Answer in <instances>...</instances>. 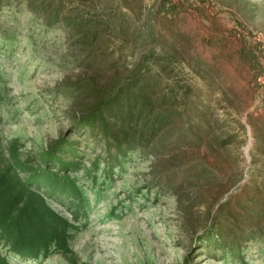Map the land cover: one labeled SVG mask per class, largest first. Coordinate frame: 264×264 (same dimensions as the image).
Instances as JSON below:
<instances>
[{"label":"rangeland","instance_id":"1","mask_svg":"<svg viewBox=\"0 0 264 264\" xmlns=\"http://www.w3.org/2000/svg\"><path fill=\"white\" fill-rule=\"evenodd\" d=\"M137 78L168 123L109 170L99 138L71 126ZM0 96V167L35 165L65 138L83 195L47 198L75 227L46 256L0 240V259L264 264V0H3ZM214 224L225 246L204 242Z\"/></svg>","mask_w":264,"mask_h":264},{"label":"trees","instance_id":"2","mask_svg":"<svg viewBox=\"0 0 264 264\" xmlns=\"http://www.w3.org/2000/svg\"><path fill=\"white\" fill-rule=\"evenodd\" d=\"M58 12L59 8H56L55 16ZM97 95L71 127L76 133L99 138L109 170L120 157L145 148L167 126L168 114L153 112L155 103L149 82L137 78L109 93ZM232 137L221 139L220 147L231 143ZM65 152L72 160L64 159ZM78 159L72 143L60 138L40 153L35 165L18 166L22 162L15 161L19 171L11 165L0 167V240L18 258L46 256L51 247L75 227L73 222L50 206L47 198H56L60 202L64 201L63 197L70 201H83V195L68 175L77 169ZM80 204L76 206L74 221L83 209ZM213 227L216 232H210L204 242L225 246L222 228L216 224ZM0 264H8L7 259L1 258Z\"/></svg>","mask_w":264,"mask_h":264}]
</instances>
